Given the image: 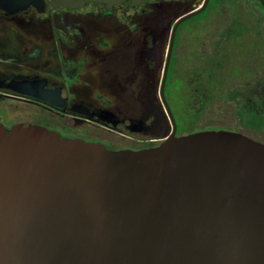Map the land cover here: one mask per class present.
<instances>
[{
  "label": "water",
  "instance_id": "95a60500",
  "mask_svg": "<svg viewBox=\"0 0 264 264\" xmlns=\"http://www.w3.org/2000/svg\"><path fill=\"white\" fill-rule=\"evenodd\" d=\"M0 264H264V142L212 128L111 149L0 124Z\"/></svg>",
  "mask_w": 264,
  "mask_h": 264
},
{
  "label": "flooded vegetation",
  "instance_id": "af4514ba",
  "mask_svg": "<svg viewBox=\"0 0 264 264\" xmlns=\"http://www.w3.org/2000/svg\"><path fill=\"white\" fill-rule=\"evenodd\" d=\"M211 6L264 24V0H0V124L41 125L111 149L201 129L194 78L198 105L185 113L179 48L182 26ZM257 89L249 96L264 107ZM245 133L258 139V130Z\"/></svg>",
  "mask_w": 264,
  "mask_h": 264
},
{
  "label": "rangeland",
  "instance_id": "374dc122",
  "mask_svg": "<svg viewBox=\"0 0 264 264\" xmlns=\"http://www.w3.org/2000/svg\"><path fill=\"white\" fill-rule=\"evenodd\" d=\"M250 20L242 11L230 14L211 6L182 26L185 33L179 52L186 75L185 113L192 115L200 98L197 126L201 129L229 128L245 133L247 128L238 123L234 95L239 101L245 95L249 106L258 107L261 98L253 100L249 94L260 84L264 86V24ZM227 34L225 45L217 36L225 39ZM191 78L201 89L196 103L188 87ZM262 130L257 138L264 142Z\"/></svg>",
  "mask_w": 264,
  "mask_h": 264
},
{
  "label": "trees",
  "instance_id": "16d2710c",
  "mask_svg": "<svg viewBox=\"0 0 264 264\" xmlns=\"http://www.w3.org/2000/svg\"><path fill=\"white\" fill-rule=\"evenodd\" d=\"M233 99L238 105L236 111L239 121L238 123H240L243 127L250 129H264V107L249 106L247 100H245V95L241 97L240 101L235 97V95ZM204 101H207V99L204 98Z\"/></svg>",
  "mask_w": 264,
  "mask_h": 264
}]
</instances>
